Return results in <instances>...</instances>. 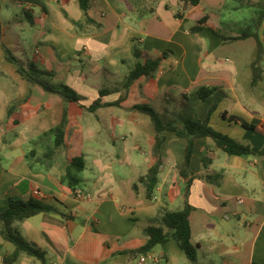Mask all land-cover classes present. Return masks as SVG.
Wrapping results in <instances>:
<instances>
[{
	"label": "crops",
	"instance_id": "0c3cea01",
	"mask_svg": "<svg viewBox=\"0 0 264 264\" xmlns=\"http://www.w3.org/2000/svg\"><path fill=\"white\" fill-rule=\"evenodd\" d=\"M0 6L2 42L50 72L52 83L81 96L68 103L65 144L55 148L50 131L61 122L65 101L31 85L6 60L0 42V212L12 198L39 199L59 210L16 222L46 251L48 264H193L173 238L137 252L148 241V226L184 207L188 185L179 172L188 141L167 132L159 181L146 197L139 178L156 161L155 129L149 115L133 109L137 104L178 124L204 120L215 106L209 124L251 145L252 153L231 155L211 137L196 139L188 196L192 240L202 264L264 263V73L253 88L254 36L225 40L253 30L264 45V0H200L186 7L179 0H95L91 14L102 27L86 32L74 24L84 17L79 0H0ZM204 15L208 28L191 31ZM133 39L143 45L142 61L160 62L153 76L124 92L132 69L124 67L136 63ZM106 80L111 86L99 88ZM202 86L217 90L205 100L189 98ZM101 89L118 98L103 96L105 105L96 111L81 106L94 103ZM122 97L120 105L111 104ZM232 115L256 128L230 121ZM117 135L123 142L117 144ZM203 156L211 162L204 164ZM76 157L84 158V168L70 186L63 177ZM0 248V264H6L3 255L15 245L0 236ZM15 264L43 263L22 254Z\"/></svg>",
	"mask_w": 264,
	"mask_h": 264
},
{
	"label": "trees",
	"instance_id": "16d2710c",
	"mask_svg": "<svg viewBox=\"0 0 264 264\" xmlns=\"http://www.w3.org/2000/svg\"><path fill=\"white\" fill-rule=\"evenodd\" d=\"M179 2L186 6H196L200 3V0H179ZM81 10L84 17L79 21H74V24L82 32L89 30L100 29L102 23L97 21L91 11L95 5V0H79ZM1 10V6H0ZM182 12H177V18H183ZM260 17H264V10L260 11ZM208 15L201 17L197 23L191 28L193 32H199L205 28H208ZM254 36L258 42V54L254 60L253 66V81L252 87L254 88L258 81L263 78L264 69L262 62L264 60V45L259 39L256 31L246 30L238 36L225 37V40H238ZM3 29L0 19V42L6 60L17 65L19 73L24 76L31 85H40L44 90L51 93L60 95L65 101V107L63 111V118L61 122L51 129V133L55 136V148L62 147L65 144L66 128L69 121V102H80L81 96L69 85L60 84L56 85L50 81V72L42 70L35 61L27 59L23 60L19 58L15 52L2 42ZM172 50H167L163 53L166 56L171 53ZM134 56L137 58L135 66L131 69L129 74L122 81V86L126 91L130 89L133 83L142 76L151 77L159 67V59H146L142 61L145 53L142 49L135 46L133 51ZM217 90L216 87L202 86L195 91H191L189 98L200 101L205 100L211 96ZM111 90L101 89L100 97L92 103L90 106L81 104L83 108H87L89 111H96L98 108L105 105L102 97L105 96ZM124 97L120 98L116 103L122 102ZM21 103L14 104L10 107L9 112L12 113ZM215 106L209 109L207 118L202 120L198 117H187L182 120L180 124L165 120L152 106L146 104H137L133 109L149 115L152 119L155 129V142L153 145V154L156 157L155 163L149 168L148 172L139 178L146 189V197L152 198L153 192L159 181L160 167L164 162L162 154V146L167 138V132H174L178 137L187 139L188 143L185 148V156L182 163L179 165L180 175L186 178L188 181L187 189L185 192V205L183 208L164 212L159 221L161 225H151L146 228L148 235L147 243L140 247L137 252L147 253L159 244H164L171 238L175 239L180 248L185 252L189 260L193 264H202L198 256V245L192 240V228H191V212L194 207L188 202V196L190 193V186L194 180V174L191 170V160L195 150V141L199 137H211L219 148H222L228 154H250L252 153V147L246 142L236 140L229 135L215 129L209 124L210 116L215 110ZM226 116V114L224 115ZM230 121H240L246 128L255 129L256 125L250 124L238 116H230ZM202 161L204 164L211 162V159L207 156H203ZM84 168V158L76 157L72 160L68 166L67 173L63 177V180L70 186L76 185L79 181L77 173ZM75 169V171H73ZM42 212H59V210L52 204L46 203L39 199L23 200L20 198H12L9 202V207L0 212V236L4 240H8L15 245V249L8 255H3V260L6 264H15L22 254H26L31 257H35L43 264H48L47 253L44 249L39 247L34 242L28 240L20 231L16 225L17 221L30 218ZM1 251V248H0ZM252 264H264L254 261Z\"/></svg>",
	"mask_w": 264,
	"mask_h": 264
},
{
	"label": "rangeland",
	"instance_id": "374dc122",
	"mask_svg": "<svg viewBox=\"0 0 264 264\" xmlns=\"http://www.w3.org/2000/svg\"><path fill=\"white\" fill-rule=\"evenodd\" d=\"M237 15H240V12L237 14ZM141 43H139L136 39H133V46H132V50L134 51V48H135V46L136 47H138V48H140V49H142L141 47L143 46L142 44L140 45ZM133 58H134V60L135 61H137V58L134 56V54H133ZM134 61V62H135ZM127 65L124 67V70L123 71H129L131 68H133V64H131V61L130 60H128L127 61V63H126ZM129 65L130 66H132V67H129ZM130 68V69H129ZM108 82H110L109 80H106V81H104L103 82V84L102 85H99V88L100 87H109V86H111V85H109V83ZM126 90H124V92H125ZM120 92L122 93L123 92V90L121 89L120 90ZM89 96H91V95H89ZM104 98H110V99H116V98H118V94H113V95H109V96H105ZM92 102V101H91ZM164 117V116H163ZM165 119H166V117H164ZM168 118V117H167ZM116 139V142H117V144H119L120 142H123V140L121 139L122 137H120L119 135H117L116 137H115Z\"/></svg>",
	"mask_w": 264,
	"mask_h": 264
}]
</instances>
